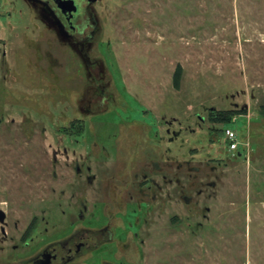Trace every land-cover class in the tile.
<instances>
[{
  "label": "rangeland",
  "instance_id": "obj_1",
  "mask_svg": "<svg viewBox=\"0 0 264 264\" xmlns=\"http://www.w3.org/2000/svg\"><path fill=\"white\" fill-rule=\"evenodd\" d=\"M48 1L0 0V264L43 250L29 226L99 238L73 264H264V0H85L77 34ZM150 179L139 237L102 243Z\"/></svg>",
  "mask_w": 264,
  "mask_h": 264
},
{
  "label": "flooded vegetation",
  "instance_id": "obj_2",
  "mask_svg": "<svg viewBox=\"0 0 264 264\" xmlns=\"http://www.w3.org/2000/svg\"><path fill=\"white\" fill-rule=\"evenodd\" d=\"M83 1L85 0H49L48 1L49 3L53 4L55 9L59 12V14L64 19L63 23H59V22L56 23L58 29L61 30V33L64 34L66 29H68L72 34L78 33V28L75 25V23H76L77 18L81 15V8H82ZM36 50L40 51L39 48ZM47 56L50 60L49 53H47ZM170 161H171V168L175 169L176 170L175 174H177L178 169H179V162L175 159H171ZM155 166L152 169H155L156 172L158 170L161 171L162 167L160 168L159 166H156V167ZM87 169L90 170V166H87ZM76 171L78 174L81 175L82 168L79 165H77ZM171 180L172 182H175V183H172V185L173 184L177 185L178 178L175 181H173V178H171ZM153 181L154 180L150 179L149 183H146V184L141 183L142 187L138 189L140 194L143 195V193L145 192L147 188L148 189L151 188L152 190V188L154 187L153 185H155L156 191L153 193L152 197L150 198L151 201L148 202L145 198L143 200L141 199L140 202L133 203V204L131 202V204H128L127 205L128 209L129 207L132 206L131 207L132 213H128V214L125 213L122 216L123 221H124V223H122V227L115 226L113 224L111 225V221L115 222L116 220L117 221L119 220L120 218L119 215L121 214V212L120 211L118 212L115 210L117 209L116 206L120 204L121 201H123L122 198L120 197V194L122 193L121 190H123V188L122 189H118L117 187L113 188L116 194L114 196L113 195L111 196L113 199L111 202V209L109 211V214H107L108 222L106 223V225L98 229L99 235H101L103 238L102 243L106 241L107 237H108L107 239L110 242H114L117 232L120 233L118 234L119 237L120 236L125 237V236L130 235L131 233L134 235L135 238L139 237V232L141 231L144 223H146L147 221L146 214L151 211V208L154 206L153 205L154 202L156 203L158 199V194H160L159 191L161 190V187H160L161 185L159 184L158 181L156 180L154 182ZM146 194L147 193H145V195ZM157 205L158 203H156L155 208H157ZM127 208L126 210L128 211ZM86 211H87V207L84 208V212ZM138 211L140 212L138 213ZM1 212L3 211H0V213ZM84 212L83 211L78 212L79 219H82L85 217ZM101 214H103V211ZM1 216L2 215L0 214V223H1L0 238L2 237L6 238L9 235V231L6 229L7 227L6 226V222H7L6 214L4 213V220H1ZM133 216H134V223H130V221L128 220ZM133 224L134 226L135 225L137 226L134 227L135 229L132 232L131 228ZM33 230H34V226H33ZM33 230H30V226L27 229L23 230L21 239H20V243L23 246L21 245L19 247L18 246L15 247V249H43L42 251L37 253L35 256H33L31 260L26 264H73L76 261V259L79 257L83 249H103L104 247L98 244L99 238L98 240H97V237L86 238L79 234H73L67 238L61 237L60 239L50 241L41 247H33L29 245L30 236Z\"/></svg>",
  "mask_w": 264,
  "mask_h": 264
},
{
  "label": "trees",
  "instance_id": "obj_3",
  "mask_svg": "<svg viewBox=\"0 0 264 264\" xmlns=\"http://www.w3.org/2000/svg\"><path fill=\"white\" fill-rule=\"evenodd\" d=\"M181 78H182V68H181V66H179L177 68L175 75H174V86L176 88L179 87L180 82H181ZM237 114H240V113L236 112V111H220L217 113L216 118L214 115L212 116V120L217 121V122H222V123H231L233 118Z\"/></svg>",
  "mask_w": 264,
  "mask_h": 264
},
{
  "label": "built area",
  "instance_id": "obj_4",
  "mask_svg": "<svg viewBox=\"0 0 264 264\" xmlns=\"http://www.w3.org/2000/svg\"><path fill=\"white\" fill-rule=\"evenodd\" d=\"M225 137L229 142V150L233 153H236L239 148V135L236 130L225 129Z\"/></svg>",
  "mask_w": 264,
  "mask_h": 264
},
{
  "label": "water",
  "instance_id": "obj_5",
  "mask_svg": "<svg viewBox=\"0 0 264 264\" xmlns=\"http://www.w3.org/2000/svg\"><path fill=\"white\" fill-rule=\"evenodd\" d=\"M70 10V9H69ZM2 216H1V220H4V212H1L0 213Z\"/></svg>",
  "mask_w": 264,
  "mask_h": 264
}]
</instances>
